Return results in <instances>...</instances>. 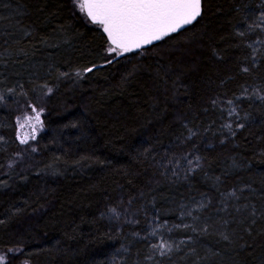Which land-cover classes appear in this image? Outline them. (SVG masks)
<instances>
[{
	"label": "trees",
	"instance_id": "obj_1",
	"mask_svg": "<svg viewBox=\"0 0 264 264\" xmlns=\"http://www.w3.org/2000/svg\"><path fill=\"white\" fill-rule=\"evenodd\" d=\"M2 3L9 5L8 9ZM258 3L259 0H210L208 34L202 42L197 38L182 49H174L165 58L174 68V72L167 73V80L163 78V71L156 72L155 61L147 62L150 67L142 65L131 76L127 75L130 65H117L101 68L95 75L89 74L91 79L79 84L65 81L56 93L46 98L47 130L38 142L41 152L33 159L37 167H42L53 154L68 153L65 159L69 163L62 164L56 173L47 170L37 175L36 168L22 170L27 180L14 178L10 187L0 188V213L10 204L23 209L6 224H0V247L11 246L18 235L31 236L34 242L30 248L38 250L33 264H112V257L118 256L120 245L125 241L115 221L100 218L99 212L106 205L116 204L121 198L137 195L148 187L157 189L158 205L188 194L190 187L214 191L211 181L203 174L191 177V186L183 180L173 184L161 179L155 174L151 160L136 158L135 149L146 141H161L164 146L175 141L178 109L191 115L216 92L227 91L231 95L245 79L257 86L264 82L261 79L264 66L253 76L241 74L238 69L241 49L232 46L231 37L221 39L239 19L237 4L255 8ZM13 10L22 12L14 22L19 21L20 27L32 30L37 39L33 41L34 48L32 44L22 45L29 50L27 58H18L23 63L8 65V73L21 74L11 79L26 81L33 69L47 58L59 63H84L94 58L92 52L99 43V34L95 28L73 18L67 0H0V16ZM60 25L64 31L53 33L52 29ZM43 36L54 37L50 42H67L56 53L37 42ZM6 39L9 37L0 34V45ZM122 78L127 80L126 84L121 85ZM17 99L19 105L15 103ZM249 103L245 101L243 108L251 116L237 137L221 143L223 137L219 134L205 136L202 148L207 157L205 171L208 176H221L225 186L251 182L264 190V153L260 151L264 149V105L256 101L249 107ZM22 104L25 99L15 96L9 97L7 105L0 104V135L8 138L6 143L0 142V147L7 150L0 152V162L6 154L20 148L15 137L14 108ZM202 115L205 123L217 119L214 112ZM69 121H76L77 126L64 127ZM85 153H95L112 163H93L87 167L71 163ZM233 159L244 166L234 168ZM224 165L228 169L222 170ZM253 199L264 201L258 193ZM262 227L264 220L253 226L251 234L243 233L227 255L222 249L226 245H221L220 254L210 258L209 264H264ZM123 235L132 239L130 226H125ZM56 240L60 244L49 251ZM136 246L132 245L133 253L127 264L134 259ZM116 264L124 262L118 258Z\"/></svg>",
	"mask_w": 264,
	"mask_h": 264
},
{
	"label": "snow or ice",
	"instance_id": "obj_2",
	"mask_svg": "<svg viewBox=\"0 0 264 264\" xmlns=\"http://www.w3.org/2000/svg\"><path fill=\"white\" fill-rule=\"evenodd\" d=\"M70 2L73 18L94 26L99 34V43L94 45L92 52L94 58L87 62L59 63L53 59L43 75L37 71L30 73L24 82L20 79L13 80L11 76L19 77L21 74L8 73V65L23 63L18 58H27L29 50L22 45L32 44L34 48L33 41L37 38L30 29L21 27L17 31L13 28L12 32H8L7 28L13 25L8 23L5 26L4 35L9 39L0 45V66H3V70H0V104L7 105L10 96L25 99L24 110L16 115L14 126L15 137L26 147H17L3 157L0 162V188L10 187L14 178L27 180L28 177L22 170L36 168L37 175L47 170L56 173L60 171L62 164L69 163L65 159L68 153L53 154L47 163L37 167L33 154L40 153L41 149L30 143L36 140L45 127L43 114L47 111L44 103L46 98L56 93L65 81L79 84L91 79L89 74L95 75L101 68L111 69L117 65H130L127 75L131 76L142 65L150 67L147 63L149 61H155L156 72L163 71V78L167 80V73L174 72V68L165 58L174 49H182L197 38L202 42L208 34L210 0ZM3 6L9 7L7 4ZM236 9L239 19L231 25V32L221 39L231 37L232 46L241 49L239 72L253 76L264 66V0H259L255 8L237 4ZM4 19L6 17L0 16V20ZM58 30L64 31L63 25L52 29L53 33ZM50 39L54 37L43 36L37 42L48 45ZM50 46L58 48L60 44L57 42ZM216 55L220 53L216 52ZM126 83L127 80L122 78L121 85ZM245 101L250 102L249 107L256 101L264 105V82L257 86L245 79L231 95L227 91L216 92L191 115L178 109L175 114L178 129L174 133L175 141L168 146H164L161 141H146L135 149L136 158L151 160L156 169L155 174L161 179L173 184L183 180L191 186V177L203 174L211 181L214 191H200L190 187L188 194L170 198L166 204L158 205L157 189L148 187L147 190H140L137 195L121 198L116 204L106 205L99 212L100 218L115 221L125 241L120 245L118 256L112 257V264H116L118 258L127 264L133 253V244L137 246L131 264H209L210 258L220 254L221 249L216 245L222 242L236 244L237 240L242 239L243 233L251 234L253 226L264 220V201L253 199L257 193L264 197V190L254 187L251 182L225 186L221 176H208L205 171L207 157L202 152L205 136L208 133L213 136L219 134L223 137L221 143L230 137H237L251 116L243 108ZM15 103L19 105V99ZM210 112L216 113L217 119H209L205 123L202 114ZM217 120L220 121L218 125ZM76 126V121H69L64 125ZM7 139V136L0 135V142L6 143ZM6 151L0 147V152ZM260 151L264 153V149ZM71 163L87 167L93 163L111 164L112 161L102 159L95 153H85ZM232 165L234 168L244 166L235 159ZM159 182L158 180L157 183ZM22 211V208L10 204L0 213L3 215L0 224H6ZM126 225L130 226L131 240L123 235ZM140 225L142 226L137 227ZM261 231H264V227ZM32 242L31 236L18 235L11 246L4 244L0 247V264H33L35 251L38 250L30 248ZM58 244L60 241L56 240L49 251Z\"/></svg>",
	"mask_w": 264,
	"mask_h": 264
},
{
	"label": "rangeland",
	"instance_id": "obj_3",
	"mask_svg": "<svg viewBox=\"0 0 264 264\" xmlns=\"http://www.w3.org/2000/svg\"><path fill=\"white\" fill-rule=\"evenodd\" d=\"M67 2H68V5H69V7H70V9H71L72 14H73V11H72V4H71L70 0H67ZM4 4H6V3H2V5H4ZM4 8L8 9L7 7H4ZM21 14H22L21 11H20V12H19V11L17 12V11H14V10H13V11H5V13L3 14V16L6 17V19H4V20H0V34H4L5 26H6L8 23H11V24L13 25V27L7 28V31H8V32H12V31H13V28H15L17 31H19V30L21 29V27H20L16 22H14V20L16 19V16H21ZM73 15H74V14H73ZM83 22H84V24H86L88 27H93V28H95L94 26L87 24L85 21H83ZM57 42L60 44V46H59L58 48L50 46L51 44H53V43H57ZM62 45L64 46V45H66V43L63 42V41L59 42V41L55 40V41H52V42L49 41V44H48V45H45V44H44V47H45V48L54 49V50H56V53H58L60 50H61V51L63 50ZM45 62H49V63H50V60L47 58ZM45 62L40 63L39 66L35 67V68L33 69V72H37V71H38V72H40V74H41V73H44L45 69L47 68V66H48V64H49V63L46 64ZM44 103H45V107H46L47 111L43 114V118L46 117L47 112H48V108H47V102H46V100H45ZM24 106H25V104H22V105H20V106L14 108L15 117H16V115H18L21 111L24 110ZM46 130H47V129H46V126H45V127L41 130V132H40L39 136L36 138V140H34V141H30V143H31V144H35V145L38 147V142H39L40 138L44 135V133L46 132ZM17 139H18V138H17ZM18 141H19V139H18ZM19 144H20V143H19ZM25 147H26L25 145L20 144V148H21V149H23V148H25ZM36 154H37V153H34V154H33V158H34V156H35ZM223 169H224V170L228 169V165H224V167L222 168V170H223ZM204 177H205V175H204ZM172 218H174V217H172ZM224 244L226 245V248L224 249V247H222V249L224 250V253H226V255H227L228 253H231V248H232L231 246H232V245H228L227 242H222V243L216 245V247L219 248L221 245L223 246Z\"/></svg>",
	"mask_w": 264,
	"mask_h": 264
}]
</instances>
